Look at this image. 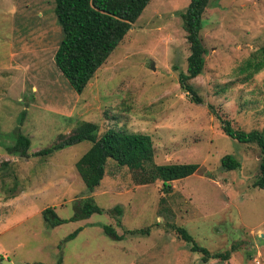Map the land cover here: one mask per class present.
I'll list each match as a JSON object with an SVG mask.
<instances>
[{
	"label": "rangeland",
	"instance_id": "1",
	"mask_svg": "<svg viewBox=\"0 0 264 264\" xmlns=\"http://www.w3.org/2000/svg\"><path fill=\"white\" fill-rule=\"evenodd\" d=\"M189 2L150 0L77 93L54 64L61 38L54 0H0V264H264V189L253 185L260 149L227 136L208 107L264 135V67L254 71L264 59V0L209 1L200 29L204 67L189 80L199 102L179 80L190 53L181 18ZM81 121L96 123L98 136L109 128L148 134L154 163L198 170L165 191L160 180L138 184L108 158L89 191L74 164L90 141L34 154ZM16 131L30 138L27 156L5 149ZM228 153L239 168L221 167ZM87 196L101 212L70 220ZM46 207L65 221L50 226ZM105 225L123 236H110ZM172 225L211 256L237 247L228 260L203 263Z\"/></svg>",
	"mask_w": 264,
	"mask_h": 264
},
{
	"label": "trees",
	"instance_id": "2",
	"mask_svg": "<svg viewBox=\"0 0 264 264\" xmlns=\"http://www.w3.org/2000/svg\"><path fill=\"white\" fill-rule=\"evenodd\" d=\"M150 0H54V13L61 28V38L58 42L53 59L55 67L77 93H81L93 77L97 69L105 63L110 53L121 42L132 23L141 14ZM210 0H190L181 13L182 26L186 32L190 53L187 56L186 72L179 73L180 85L191 95V100L199 102L202 99L197 94L190 79L202 72L206 48L200 37L202 14ZM264 67V59L257 62L254 71ZM209 109L220 121L222 131L232 139L241 143H256L260 149L259 172L253 185L264 189V135L258 130H243L233 127L231 121L222 117L211 104ZM21 121V119H20ZM98 125L90 121H81L70 134H59L50 146L36 151L34 154L47 156L55 150L63 149L81 141L91 142L90 147L76 160L74 166L89 191L94 190L105 175L106 162L110 158L119 166L131 170L138 184L160 180L165 191L171 188V182L185 178L198 170L197 163H154V148L151 136L140 132L109 128L98 136ZM15 133V134H14ZM14 143L5 149L20 157L27 156L30 138L16 131ZM223 169L233 170L240 167V162L232 154L220 158ZM74 214L70 220L84 219L92 213L101 212L92 197L87 196L75 202ZM116 213L121 214V207L116 205ZM44 221L50 226L64 222L57 216L53 207L41 211ZM179 237L193 251L202 253V262L207 258L216 257L220 261L228 260L236 244L224 253L212 254L204 247L198 246L185 227L172 225ZM81 230L77 227L68 234L72 238ZM104 231L119 239L110 225L104 226ZM45 264V263H44ZM57 264H61L60 261Z\"/></svg>",
	"mask_w": 264,
	"mask_h": 264
},
{
	"label": "water",
	"instance_id": "3",
	"mask_svg": "<svg viewBox=\"0 0 264 264\" xmlns=\"http://www.w3.org/2000/svg\"><path fill=\"white\" fill-rule=\"evenodd\" d=\"M152 68H154L153 67V64H152V66H151ZM2 264H12V262H10L9 260H2Z\"/></svg>",
	"mask_w": 264,
	"mask_h": 264
}]
</instances>
